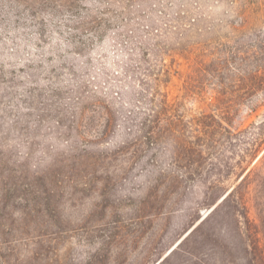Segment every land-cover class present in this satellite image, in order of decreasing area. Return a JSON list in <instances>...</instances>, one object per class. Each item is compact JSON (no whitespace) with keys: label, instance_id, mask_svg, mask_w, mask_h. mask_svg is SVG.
I'll return each instance as SVG.
<instances>
[{"label":"rangeland","instance_id":"1","mask_svg":"<svg viewBox=\"0 0 264 264\" xmlns=\"http://www.w3.org/2000/svg\"><path fill=\"white\" fill-rule=\"evenodd\" d=\"M106 1L72 9L0 0V264H175L162 259L206 213L217 173H228L220 185L237 183L242 153L230 143L201 157L126 134L131 94L117 35L149 21L182 27L193 16L187 41L233 42L264 32V0H116L101 14ZM87 13L103 36L78 27ZM188 73L178 58L166 90L189 118L214 95L189 97ZM241 115L243 127L264 122V103Z\"/></svg>","mask_w":264,"mask_h":264},{"label":"trees","instance_id":"2","mask_svg":"<svg viewBox=\"0 0 264 264\" xmlns=\"http://www.w3.org/2000/svg\"><path fill=\"white\" fill-rule=\"evenodd\" d=\"M27 1L31 7L50 3L76 9L80 0ZM112 2L116 0H107V9L100 13H106ZM81 18L77 22L80 29H93L97 37L103 36L105 28L99 26L96 17L87 13ZM196 20L190 16L182 27L166 21L162 27L151 21L136 23L118 33L126 44L123 69L131 94L126 104L132 108L123 117L130 125L126 134L150 144L166 142L173 153L202 157L225 143L237 147L235 153H242L235 165L241 170L234 174L237 183L220 185L228 173H217V183L204 192L206 213L193 220L162 261L174 257L175 264H264V122L245 127L241 122L244 107L253 110L264 103V32L242 35L233 42L187 41V32ZM180 57L189 63L184 81L187 95L192 98L208 91L214 95L207 109L189 118L182 112L181 103L168 99L166 90L169 67ZM93 104L102 106L98 100ZM107 113L105 126L109 129L116 116L110 109ZM141 150L139 147L132 153ZM235 252L240 253L237 258L241 261L227 259L225 263V258Z\"/></svg>","mask_w":264,"mask_h":264}]
</instances>
